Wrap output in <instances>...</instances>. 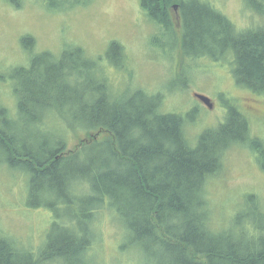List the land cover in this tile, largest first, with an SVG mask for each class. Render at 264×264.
<instances>
[{"label": "trees", "instance_id": "1", "mask_svg": "<svg viewBox=\"0 0 264 264\" xmlns=\"http://www.w3.org/2000/svg\"><path fill=\"white\" fill-rule=\"evenodd\" d=\"M243 2L264 22V0ZM138 3L158 29L153 43L164 35L181 57L230 56L237 85L264 95V24L237 30L205 0ZM21 44L29 59L10 70L13 110L0 97V170L23 175L22 203L50 210L52 218L37 247L0 229V264H101L93 239L104 208L122 226L120 246L140 254L141 264H264V201L246 193L225 217L210 191L234 146H246L264 171V140L236 102H227L225 120L193 142L188 116L164 111L161 92L113 89L109 65L126 67L119 41L105 56L79 45L35 52L30 34Z\"/></svg>", "mask_w": 264, "mask_h": 264}, {"label": "rangeland", "instance_id": "2", "mask_svg": "<svg viewBox=\"0 0 264 264\" xmlns=\"http://www.w3.org/2000/svg\"><path fill=\"white\" fill-rule=\"evenodd\" d=\"M70 1L0 0V74L5 79L0 80V97L10 109L15 104L11 82L7 81L10 70L27 64L29 59L21 44L24 35L35 38V52L57 53L67 45H79L95 56H105L109 43L116 40L123 46L126 59V67H108L111 86L117 92L125 91L127 86L130 94L138 88L148 94L161 92L164 111L188 116L186 133L193 142L198 133L225 120L227 102H236L246 112L252 134L264 140V95L237 85L230 56L221 62L206 56L181 57L180 46L175 47L173 40L164 35L153 43L152 36L159 33L158 29L145 16L138 0H73V5ZM205 1L227 15L237 30L264 24L243 0ZM177 30L181 33L180 27ZM195 93L209 97L213 108H207ZM69 142L74 146L78 138L71 134ZM0 171V229L37 247L52 212L28 208L20 199L26 193L25 177L6 168ZM210 191L216 211L224 212L225 217L234 213L246 193L254 192L264 201V171L255 155L246 146L228 150L223 172ZM111 212L104 208L95 218L97 237L93 248L98 261L141 264L140 254L120 246L124 232Z\"/></svg>", "mask_w": 264, "mask_h": 264}, {"label": "water", "instance_id": "3", "mask_svg": "<svg viewBox=\"0 0 264 264\" xmlns=\"http://www.w3.org/2000/svg\"><path fill=\"white\" fill-rule=\"evenodd\" d=\"M178 5L177 4H173L172 5V9L174 10L175 14H176V18H179L178 15ZM194 96L199 99L201 102H203L207 108L212 109L213 108V103L211 101V99L205 95L199 94V93H195Z\"/></svg>", "mask_w": 264, "mask_h": 264}]
</instances>
